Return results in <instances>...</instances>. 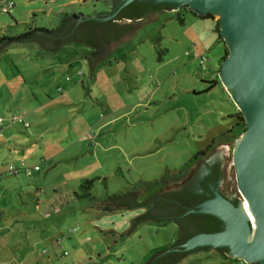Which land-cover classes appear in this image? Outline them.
<instances>
[{"label": "rangeland", "instance_id": "rangeland-1", "mask_svg": "<svg viewBox=\"0 0 264 264\" xmlns=\"http://www.w3.org/2000/svg\"><path fill=\"white\" fill-rule=\"evenodd\" d=\"M109 3L0 0V264H140L177 238V224L146 221L128 233L146 207L99 210L75 198L80 181L94 179L95 198L134 189L141 203L159 185L138 181L155 182L200 150L225 144L232 167L239 109L218 75L226 43L213 20L183 9L147 14L94 68L82 41L56 50L4 44L56 29L65 13H105ZM230 178L235 184L234 171ZM226 255L197 250L177 264H248Z\"/></svg>", "mask_w": 264, "mask_h": 264}, {"label": "water", "instance_id": "water-1", "mask_svg": "<svg viewBox=\"0 0 264 264\" xmlns=\"http://www.w3.org/2000/svg\"><path fill=\"white\" fill-rule=\"evenodd\" d=\"M109 1V6L112 7L113 1ZM121 1L113 12L99 13L93 18L108 20L133 0ZM153 1L172 3L175 5L173 9H180L185 5L198 14L211 13L219 20L220 34L227 45L228 53L220 62L218 75L243 114L246 124L245 130L237 136L231 150L234 180L242 199L236 205L216 191L213 198L190 210L189 212L218 217L222 221V229L213 233H197L179 245V249L228 247L227 254L232 258L241 259L248 264H264V245L259 244V241L264 240V0ZM81 18L83 17L79 19ZM36 35L41 36V33L37 32ZM78 38L76 36V40L70 42L80 41ZM13 41H36L51 50L40 40L9 38L4 44ZM222 154L228 156L227 146L218 143L195 171H201L206 161L211 162L215 158L223 160ZM227 169L229 170V166Z\"/></svg>", "mask_w": 264, "mask_h": 264}, {"label": "trees", "instance_id": "trees-1", "mask_svg": "<svg viewBox=\"0 0 264 264\" xmlns=\"http://www.w3.org/2000/svg\"><path fill=\"white\" fill-rule=\"evenodd\" d=\"M112 1L113 6L105 13L113 12L122 2L121 0ZM106 3L108 4L109 0H106ZM154 8L172 9L175 8V5L168 2L155 3L153 0H133L120 8L114 17L105 21L93 17L87 18L83 14L76 12L70 15L65 13V18H63L60 27L57 29L35 27L11 39L40 40L43 41L45 46L48 45L51 50H56L60 45L70 42V40H76L75 37L78 36L77 40H82L90 46L91 53L86 60L94 68L96 62L113 48V44L133 28L134 22L141 20ZM182 9L199 18L213 20L217 39L223 41L219 29V20L211 13L198 14L185 5L182 6ZM80 17L83 18L79 19ZM182 20L180 18V22ZM37 32H40L41 36L36 35ZM227 53L228 50L225 45L224 55L220 58L219 62H221ZM217 82V80L212 81L211 86ZM235 115L237 125L240 126L239 133L237 134L239 135L245 130L246 124L240 111ZM212 147L193 154L179 169L173 172H165L155 182L138 181L137 185L146 188L159 185V189L141 203L137 200L136 191H128L123 194H114L100 198L93 197L90 188L94 179H82L79 184L81 191L73 192V194L77 199L91 201L97 209L102 211L112 210L118 206L146 207L145 213L130 220L128 233L133 232L138 224L146 221H156L159 223L167 221L175 222L177 224V238L172 242L152 248L140 264H177L184 256L192 252L210 250L208 247L180 250L179 245L197 233H213L222 229V221L218 217L207 213L189 212L192 209H196L197 205L204 201V197L201 198L198 193L190 191L188 186L196 167L202 162ZM215 251L223 257H227L225 247L216 248Z\"/></svg>", "mask_w": 264, "mask_h": 264}, {"label": "flooded vegetation", "instance_id": "flooded-vegetation-1", "mask_svg": "<svg viewBox=\"0 0 264 264\" xmlns=\"http://www.w3.org/2000/svg\"><path fill=\"white\" fill-rule=\"evenodd\" d=\"M180 9H182V7ZM162 10L163 9L154 8L148 14L156 13ZM204 158L202 162L204 161ZM203 164H205V166L201 169V171H195L193 176L190 178L188 186L189 190L198 193L201 198L204 197V201L205 199L207 200L209 198H213L215 192L217 191L222 196L227 198L230 202L237 205L238 200L242 198L239 195V192L237 191L236 185L233 184V181L230 178V174L233 173V168L231 167L230 171L226 169V161L220 158H215L211 162L206 161ZM259 244L264 245V240L259 241ZM202 247H208L209 249L214 250L216 249L210 248L209 246ZM227 251L228 247L226 248V253ZM251 264L263 263L254 262Z\"/></svg>", "mask_w": 264, "mask_h": 264}, {"label": "built area", "instance_id": "built-area-1", "mask_svg": "<svg viewBox=\"0 0 264 264\" xmlns=\"http://www.w3.org/2000/svg\"><path fill=\"white\" fill-rule=\"evenodd\" d=\"M12 4H13L12 1H7V2H5V4H4L3 7H2V11H3V12H8L9 9L12 7ZM12 120H13V121H16V120L19 121V120H21V118L18 117V116H14V117H12ZM0 125H1V120H0ZM34 169H38V166H35ZM7 171H8L9 174H15V173L18 172V168H13L12 165H10V166L7 168Z\"/></svg>", "mask_w": 264, "mask_h": 264}, {"label": "bare ground", "instance_id": "bare-ground-1", "mask_svg": "<svg viewBox=\"0 0 264 264\" xmlns=\"http://www.w3.org/2000/svg\"><path fill=\"white\" fill-rule=\"evenodd\" d=\"M246 205V204H245Z\"/></svg>", "mask_w": 264, "mask_h": 264}]
</instances>
